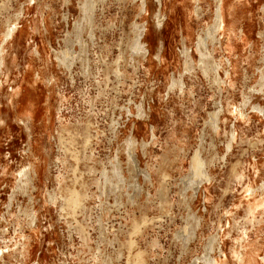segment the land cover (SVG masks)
Listing matches in <instances>:
<instances>
[{"label": "rangeland", "instance_id": "374dc122", "mask_svg": "<svg viewBox=\"0 0 264 264\" xmlns=\"http://www.w3.org/2000/svg\"><path fill=\"white\" fill-rule=\"evenodd\" d=\"M221 2L0 0V264H264V0Z\"/></svg>", "mask_w": 264, "mask_h": 264}, {"label": "bare ground", "instance_id": "6f19581e", "mask_svg": "<svg viewBox=\"0 0 264 264\" xmlns=\"http://www.w3.org/2000/svg\"><path fill=\"white\" fill-rule=\"evenodd\" d=\"M145 1H143V3H142V9H143V5H145ZM224 4V3H223ZM222 2H221V0H218V6H217V8H216V15H215V21L217 22V26H219V25H221V23L223 22V13H222ZM8 20L10 21V19L8 18ZM10 23L11 22H6L5 23V26H6V30L4 31V32H2L3 33V36L4 37H7V36H9L10 35V32H11V30H12V28H10ZM143 47H142V45H141V40H140V38H139V36H137L136 37V40H135V42H134V49H135V52H139L141 49H142ZM0 51H1V48H0ZM57 59L59 60V61H61L63 58H60V57H57ZM202 62V64H203V66H201V67H204V69H207V68H209L206 64H207V62L204 60V61H201ZM0 64H1V61H0ZM172 84H175V82L173 81L172 82ZM31 94H32V92H30ZM31 98V97H30ZM30 100V99H29ZM30 107V106H29ZM25 117L27 118L26 120H28L29 121V119H30V117H31V115H30V111H26L25 112ZM27 121V122H28ZM26 122V121H25ZM60 139V143L62 144L63 142H62V137H60L59 138ZM30 149V148H29ZM41 149V148H40ZM34 154V153H33ZM38 164V163H37ZM34 167V169L32 168V169H28L27 171H24L23 172V175L26 177V179L28 180L29 179V177H30V173L32 172V174H34L35 176L38 174V171L36 170V167L35 166H33ZM112 174H108L107 173V171L105 170V171H103L102 172V177H103V181L105 182V183H107V182H110L111 184H115L114 185V187L115 188H117V189H119V187H120V183H122V175H121V172H120V169H119V167L118 166H115V165H113V168H112ZM38 176V175H37ZM112 177H114V178H116L115 180L116 181H112L113 179H111ZM33 178V177H32ZM29 181H31V180H29ZM21 182H22V184L21 185H19V187L21 188V189H26L27 187H28V183L27 182H24V181H22V179H21ZM31 186V185H30ZM19 188V189H20ZM69 192H71V191H69ZM72 192H74L75 193V197L73 198L72 196H73V194H71L70 195V197H69V199H68V203L70 204H80V201L82 200V197H83V194H80L79 192H77V191H72ZM25 214H26V212H25ZM238 261L241 263V262H243V259H242V256H241V254H239L238 253Z\"/></svg>", "mask_w": 264, "mask_h": 264}]
</instances>
